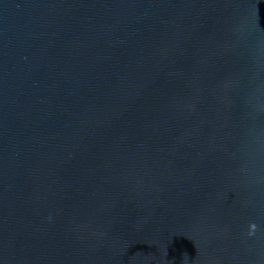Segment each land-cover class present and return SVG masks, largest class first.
Listing matches in <instances>:
<instances>
[{
	"label": "water",
	"instance_id": "water-1",
	"mask_svg": "<svg viewBox=\"0 0 264 264\" xmlns=\"http://www.w3.org/2000/svg\"><path fill=\"white\" fill-rule=\"evenodd\" d=\"M0 264H264V0H0Z\"/></svg>",
	"mask_w": 264,
	"mask_h": 264
}]
</instances>
